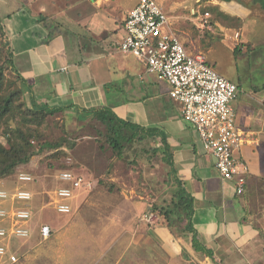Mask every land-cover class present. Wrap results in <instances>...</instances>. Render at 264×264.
<instances>
[{
    "label": "crops",
    "instance_id": "crops-1",
    "mask_svg": "<svg viewBox=\"0 0 264 264\" xmlns=\"http://www.w3.org/2000/svg\"><path fill=\"white\" fill-rule=\"evenodd\" d=\"M139 1L0 0V19L16 69L43 101L52 108H62L60 113L74 112L84 124L83 111L108 108L123 121L155 129L165 136L177 175L194 199L192 220L200 251L194 248V234L177 238L158 219L153 221L151 237L144 239L141 251L123 254L124 264H179L184 254L196 259L200 254V264H216L203 249L212 251L222 264H264V95L243 93L236 83L239 95L233 106L245 139L236 158L250 169L246 191L238 195L235 181L223 179L194 127L183 120L181 106L170 97V85L159 81L148 70L146 61L121 52L127 13ZM161 2L172 30L186 49L203 53L213 68L218 63L213 62L210 51L219 33L223 32L222 41L231 46H238L244 36L218 22L212 23L210 12L212 29H202L200 21L207 12L201 11V5L195 6L200 0H179L174 6ZM230 9L235 18L246 19L251 14L238 3ZM224 14L228 17L227 12ZM33 182L23 185L33 193V200L15 204L32 211L30 223L36 216L37 198L43 196V201H47L46 192L36 194L32 187L28 188ZM76 200L72 202V215L78 210ZM50 201L44 209L56 211ZM6 205L11 207V203L0 206ZM30 223L31 237L26 242L35 235ZM134 255L136 260H132ZM59 259L66 264V254ZM19 261L20 258L14 264ZM101 262L115 264L114 258L108 256Z\"/></svg>",
    "mask_w": 264,
    "mask_h": 264
},
{
    "label": "rangeland",
    "instance_id": "rangeland-1",
    "mask_svg": "<svg viewBox=\"0 0 264 264\" xmlns=\"http://www.w3.org/2000/svg\"><path fill=\"white\" fill-rule=\"evenodd\" d=\"M165 1L174 6L179 0ZM233 3L248 8L251 11L249 18H235L230 9ZM199 5L201 11L211 13L212 23L218 22L244 34L238 46H231L229 42L222 41L223 32L219 33L210 51L213 62L218 63L215 69L240 84L243 93L264 95L263 2L200 0L195 6ZM220 9H227L228 17ZM165 11L167 13V9ZM4 41L0 31V46L4 45ZM7 75L14 80L11 72ZM19 86L24 93L22 101L31 108L32 94L24 85ZM33 94L39 104L47 103ZM252 103L257 106L254 101ZM84 121L85 124L80 122L74 112L48 116L38 128L42 137L52 144L67 139L74 144V148L55 150L45 146L43 152L36 154L28 165L21 166L14 175L0 181V189L15 190L22 186L18 183V175L24 173L34 179V185L28 188L32 187L36 194L46 192L47 201H43V196L36 200V216L30 223L35 230L34 237L28 242L19 239L11 242V253L20 258L18 264H61V254H66V264H100V259L106 256L114 258L115 264H124L123 254L139 253L144 239L151 237L152 223L159 219L153 212L154 207H166L171 202L173 179L170 168L162 153L152 152L158 140L136 139L126 149L124 158L120 159L108 147L105 137L99 134L104 133L102 125L93 117ZM66 169L80 173L96 185L91 193H85L75 201L78 209L75 215L59 214L49 207L44 209L45 203H49V194L58 186V175ZM99 181L113 184L114 191L100 185ZM150 216L153 217L148 220ZM44 224L53 231L46 242L39 235ZM176 234L177 238L185 237L182 233ZM198 256L200 254L196 255V259L184 254V260L179 264H200ZM136 258L134 255L132 260Z\"/></svg>",
    "mask_w": 264,
    "mask_h": 264
},
{
    "label": "built area",
    "instance_id": "built-area-1",
    "mask_svg": "<svg viewBox=\"0 0 264 264\" xmlns=\"http://www.w3.org/2000/svg\"><path fill=\"white\" fill-rule=\"evenodd\" d=\"M210 17V13L204 14L200 21L202 29H212ZM124 32L121 52L146 61L148 70L155 73L159 81L170 85V97L181 106L183 120L194 127L204 151L214 158L223 179L235 181L237 194L243 195L250 169L236 158L245 142L233 106L239 95L238 85L209 65L203 53L186 49L157 0H140L127 13ZM17 178L22 185L19 188L0 189V204L11 203L10 208L0 206V264L18 262V256L11 253L12 240L31 237L32 211L15 207V204L33 200V193L23 185L34 179L24 173ZM58 181L60 185L49 195L51 205L59 214L70 213L72 201L81 194L91 193L96 186L92 180L70 170L62 171ZM40 234L43 240H48L52 228L43 225Z\"/></svg>",
    "mask_w": 264,
    "mask_h": 264
},
{
    "label": "trees",
    "instance_id": "trees-1",
    "mask_svg": "<svg viewBox=\"0 0 264 264\" xmlns=\"http://www.w3.org/2000/svg\"><path fill=\"white\" fill-rule=\"evenodd\" d=\"M231 2L232 0H222ZM262 1L264 6V0ZM42 22L43 20L40 19ZM52 33L51 26L47 25ZM0 31L4 37V45L0 46V181L14 175L17 170L24 165H28L31 159L45 149V146L60 150L64 147L73 149L67 139L61 142L50 143L46 141L38 130L47 120L48 116L63 112L62 108L51 107L49 103L39 104L32 87L27 80L17 71L14 62V53L10 46L2 22L0 20ZM7 72H11L12 79H9ZM24 85L32 94V107H27L22 101L23 89L19 85ZM87 117H93L104 128V133H99L105 137L109 148L123 159L126 149L133 142L151 138L158 140L157 147L152 152L163 155V160L170 168V177H172L173 196L171 202L166 207H154L159 221L168 227L174 235L194 234V248L199 249L197 235L193 225L194 199L185 189L183 182L179 179L175 168L171 148L165 138L155 129H145L131 122L123 121L118 118L111 109H93L83 111ZM140 138V139H139ZM37 144V145H36ZM104 147V146H103ZM102 147V148H103ZM162 150V151H161ZM79 175L80 173L66 169ZM99 184L110 191H114L113 184L99 181ZM73 202V201H72ZM6 205L5 207H7ZM4 207V206H3ZM183 227H180V226ZM203 252L209 256L214 263L222 264L217 260L212 251L203 249Z\"/></svg>",
    "mask_w": 264,
    "mask_h": 264
}]
</instances>
